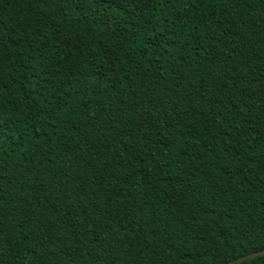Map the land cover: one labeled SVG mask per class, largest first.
Returning a JSON list of instances; mask_svg holds the SVG:
<instances>
[{
  "label": "trees",
  "instance_id": "obj_1",
  "mask_svg": "<svg viewBox=\"0 0 264 264\" xmlns=\"http://www.w3.org/2000/svg\"><path fill=\"white\" fill-rule=\"evenodd\" d=\"M262 250L264 0H0V264Z\"/></svg>",
  "mask_w": 264,
  "mask_h": 264
},
{
  "label": "water",
  "instance_id": "obj_2",
  "mask_svg": "<svg viewBox=\"0 0 264 264\" xmlns=\"http://www.w3.org/2000/svg\"><path fill=\"white\" fill-rule=\"evenodd\" d=\"M264 256V250L260 251V252H256V253H253V254H250L248 256H245V257H242L236 261H233V262H230L228 264H241V263H244V262H247L249 260H252V259H255V258H258V257H262Z\"/></svg>",
  "mask_w": 264,
  "mask_h": 264
}]
</instances>
